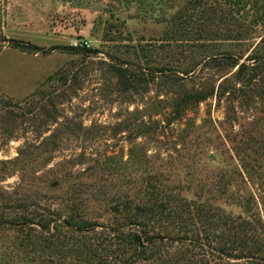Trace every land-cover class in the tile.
Returning a JSON list of instances; mask_svg holds the SVG:
<instances>
[{"label":"rangeland","instance_id":"1","mask_svg":"<svg viewBox=\"0 0 264 264\" xmlns=\"http://www.w3.org/2000/svg\"><path fill=\"white\" fill-rule=\"evenodd\" d=\"M1 33L42 50L0 52V264H96L156 202L180 264H263L228 219L264 242V0H0Z\"/></svg>","mask_w":264,"mask_h":264},{"label":"trees","instance_id":"2","mask_svg":"<svg viewBox=\"0 0 264 264\" xmlns=\"http://www.w3.org/2000/svg\"><path fill=\"white\" fill-rule=\"evenodd\" d=\"M186 17L183 15L181 16V22H186ZM14 47L18 48L23 51L34 52V51H41V47L35 45L33 43H28L16 38H10L4 35L3 33L0 34V52L3 50L4 47ZM73 50H84L86 52H93L95 51L91 47H89L88 43L82 44V46L74 45L69 47ZM228 60H233L234 64L238 63L239 58H235L232 54L224 55ZM264 60V56L262 57ZM244 63L240 64V67H243ZM115 67L118 74L123 70V63L116 64ZM194 70L191 69L192 72ZM188 71V72H190ZM187 72V73H188ZM210 90L204 89L199 91H192L186 93L182 99L179 100L177 104V109H179L181 104H186L188 102H200L208 96ZM121 205V204H120ZM149 206V207H148ZM137 205L136 207H130L126 203L122 204V209H118L117 213L122 217L123 221L118 223V226L111 229L112 233L116 234V249H99L98 245H95L94 249H91V254L94 259H96V264H133L138 259L142 258L143 260H152L153 264H180L181 258L177 257L174 258L175 253L171 254L168 250L163 249L162 245L160 244L164 237L160 238V235L153 234L151 235V230L148 229V219L155 217L159 212L161 215L165 214L166 206L164 203H152L151 205ZM144 219H143V218ZM144 220L142 221L141 220ZM31 219L21 217L18 218L14 225L26 224L29 225L32 223ZM229 223L235 225L236 232L234 233V239L232 241V245L234 249H241L248 251H254L264 249V242L262 239L255 234L248 233L246 230L248 229L246 221L239 220L234 221L233 219H228ZM49 228L50 222L48 223ZM78 229L83 234H86L90 231H94L95 226L89 223L87 224L86 221L83 223L78 224ZM43 241H53L58 239L54 233L49 236L42 235ZM181 252V249L180 251ZM57 254V249H49V252L46 254L47 257H51L52 255ZM90 254V255H91ZM177 254V253H176ZM252 254H256L252 253ZM252 261L260 262L264 264V256L260 255L259 253L253 256H248ZM174 258V259H173Z\"/></svg>","mask_w":264,"mask_h":264}]
</instances>
